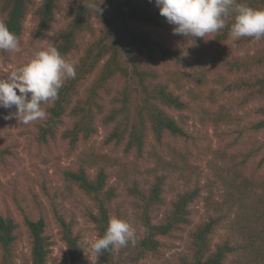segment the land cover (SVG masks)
Here are the masks:
<instances>
[{
    "label": "rangeland",
    "instance_id": "rangeland-1",
    "mask_svg": "<svg viewBox=\"0 0 264 264\" xmlns=\"http://www.w3.org/2000/svg\"><path fill=\"white\" fill-rule=\"evenodd\" d=\"M41 1L35 0L37 4ZM73 1H60L56 22L43 40L31 41L30 33L35 22L31 16L27 18L19 50L7 51L6 55L0 52V79L28 62L36 51L53 44L54 34L68 23L67 14L73 8ZM150 3L158 9L154 2ZM104 9L115 20L116 15ZM93 20L96 32L84 34L82 46L104 33L103 24L96 18ZM131 25L164 40L172 47L185 50V61L182 63H176L173 59L162 60L159 56L153 61L146 56H138V59L143 66L158 72L159 83H169L174 92L191 102V110L181 114L172 112L180 121H185L191 139L186 141L166 137L164 144L159 146L149 130L143 157L136 158L134 152L126 154L122 146L115 148L113 144L104 145L112 125H105L99 116L96 120L98 135L88 142H79L72 149L69 141L61 137L62 132L73 125L69 117L65 118L56 137L44 144L39 140V126L47 120L48 115L43 120L24 124L16 118H5L10 111H15L14 108H0V150L5 152L0 154V216H11L20 225L18 264H24L31 258L25 216L43 217L47 223L46 234L53 244L48 264H65L68 260V249L62 240L58 216L71 223L84 241L97 238L94 225L85 216L89 200L65 178L66 170H77L82 165L89 168L91 175L95 174L98 166H107L109 184L118 190L115 204L124 219L131 223L135 233L139 234L142 225L136 201L128 192L133 182L147 189L157 175L167 176L164 203L153 213L155 223L165 219L178 194L201 189V196L191 205V223L163 239L166 246L161 252L162 258L149 256L141 264H177L181 256L190 253L193 228L211 215H225L215 233L214 243L221 244L229 240L237 248L229 257L228 264H264V166L259 167L257 164L264 154L261 152L255 157L250 156V160L246 158L248 150L254 152V148L264 142V133H246V137L238 141L235 133L256 119L252 115L253 103L258 106L264 101L257 100L241 107L240 101L245 93L230 94L223 90L221 83H217L223 76L228 78V82L248 77L249 74H230L225 63L232 58L264 49V39L252 45H240L232 37L217 42L215 37L218 31L204 38H196L193 42L174 35V26L169 25L164 17L161 27L137 22H131ZM119 44L122 46L124 42L119 40ZM262 73L264 71H256L251 75ZM124 83L122 79H115L112 83L114 90L120 89ZM210 94H213L212 99L208 98ZM109 99H106V109L110 107ZM42 107L47 112V105ZM212 111L238 116L239 124L214 123V118H208ZM183 158L188 160L191 165L189 168L180 164ZM174 164H179L180 168ZM243 180H251V183H244ZM85 252L91 260L96 257L90 248H86ZM121 261V264H128L125 257Z\"/></svg>",
    "mask_w": 264,
    "mask_h": 264
},
{
    "label": "trees",
    "instance_id": "trees-1",
    "mask_svg": "<svg viewBox=\"0 0 264 264\" xmlns=\"http://www.w3.org/2000/svg\"><path fill=\"white\" fill-rule=\"evenodd\" d=\"M60 1L42 0L37 4L35 0H0V21L7 24L20 42L27 18L31 16L35 26L30 38L32 42H37L45 38L56 22ZM238 2L264 9V0ZM99 4L102 9L100 14ZM91 5H96V10ZM104 7L116 15L115 20L108 16ZM67 18L66 27L54 34L52 45L57 47L64 58L74 63L76 77L65 82L59 90L58 99L42 105H47L48 118L39 126L41 142L46 144L49 139L56 137L65 118L69 117L73 120V125L65 129L61 137L68 140L70 147L75 149L79 142H88L98 135L96 120L99 116L105 125H112L110 133L104 139V145L113 144L115 148L122 146L126 154L134 152L136 158L143 157L149 130L159 146L164 144L166 137L186 141L191 139L185 121H180L179 117L172 114L173 111L181 114L191 110V102L174 92L169 83H159L158 72L143 66L138 59V56H146L153 61L159 56L162 60L173 59L176 63L185 61L183 48L172 47L164 40L131 25V22H137L161 27L163 17L158 9L147 1L74 0ZM93 18L103 24L104 33L95 41L82 46V36L96 32ZM226 19L228 21L225 28L215 37L217 42L231 37L229 29L234 18ZM119 40L124 42L123 47ZM257 42L249 37L238 40L240 45ZM0 52L2 55L7 54L4 50ZM225 65L230 74H249L248 77L230 82L223 76L217 82L230 94L245 93L240 101L241 107L257 100L264 101V73L251 75L256 71H264V49L227 60ZM115 79L124 80L120 89L114 90L112 83ZM109 97L110 107L106 109V99ZM212 97L213 94H210L208 98ZM253 105L252 115L256 119L235 131L237 141L246 137V133H264V103ZM208 118H214V123L239 124L238 116L228 112L212 111ZM254 149V152L248 150L247 160L261 152L264 154V142ZM4 153L0 150V154ZM180 161L184 167L191 166L186 158ZM257 164L259 167L264 166V157ZM174 166L180 168L179 164ZM106 167L98 166L94 175L88 172L89 168L85 165L79 166L77 170L65 171L66 180L90 202L85 216L94 225L97 238L106 233L112 217L125 220L115 204L118 190L109 184ZM166 179V175H157L147 189L142 188L138 182H133L128 192L136 201L142 225L141 233H135L134 244L129 242L126 247H110L93 260L85 252L84 239L75 232V227L57 214L62 228V240L68 249L65 264H121L124 257L128 264H141L149 256L162 258L161 252L166 246L163 239L191 223V205L201 196L199 188L178 194L165 219L161 223H155L153 213L164 203ZM243 182L251 183V180ZM224 219L225 215H211L197 224L191 232L190 253L181 256L177 264H228L229 257L237 250L236 246L229 240L221 244L214 243L215 233ZM24 225L31 242V258L24 264H48L53 244L46 234L45 219L25 216ZM20 237L19 223L11 216H0V264H18L17 244Z\"/></svg>",
    "mask_w": 264,
    "mask_h": 264
},
{
    "label": "clouds",
    "instance_id": "clouds-1",
    "mask_svg": "<svg viewBox=\"0 0 264 264\" xmlns=\"http://www.w3.org/2000/svg\"><path fill=\"white\" fill-rule=\"evenodd\" d=\"M159 14L173 25L172 33L190 39L217 33L225 28L226 18L233 17L229 29L234 40L243 37L254 41L264 39V9L253 8L238 0H150ZM101 4V3H100ZM98 5L99 14L102 9ZM96 10V5L90 6ZM19 38L7 24L0 21V50H19ZM243 54V53H241ZM76 77L73 62L64 58L54 45L35 52L25 64L11 70L0 79V108L15 109L6 119L16 118L24 124L43 120L47 112L42 105L58 99L59 90L66 81ZM17 92L19 94H17ZM135 243V231L131 223L112 217L106 233L101 238L85 239L84 248H90L99 258L110 247H126Z\"/></svg>",
    "mask_w": 264,
    "mask_h": 264
}]
</instances>
